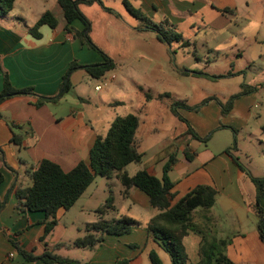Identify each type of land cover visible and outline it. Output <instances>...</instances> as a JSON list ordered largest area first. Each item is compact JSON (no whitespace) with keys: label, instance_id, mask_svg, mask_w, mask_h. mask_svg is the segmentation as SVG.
Listing matches in <instances>:
<instances>
[{"label":"rangeland","instance_id":"374dc122","mask_svg":"<svg viewBox=\"0 0 264 264\" xmlns=\"http://www.w3.org/2000/svg\"><path fill=\"white\" fill-rule=\"evenodd\" d=\"M101 1L104 7L116 14L120 25L108 26L104 16L98 13V4L91 7L80 4L78 9L88 15L90 11L101 15H96L94 20L98 26L94 38L118 68L107 73L102 81L89 77L80 79L56 105H49L51 112L56 115H67L74 111L80 113L102 134L115 117L138 114L143 121L137 136L143 158L139 164L127 166L126 171L130 176L147 167H156L159 175L169 154L174 153L176 147L184 148L186 143L191 142L190 147L197 153L209 150L219 154L229 149L231 156L238 159L246 172L255 178H263L264 44L256 45L252 38L264 41V0H224L222 3L218 0H151L150 8L142 7V0H128L133 7L141 9L152 23L161 25L167 20L183 41L188 42L185 47L181 46V42L166 44L170 59L164 63V55L151 60L145 55L130 58L136 54V50L132 51L136 45L131 44L133 39L130 37L139 36L131 29L138 28L140 23L126 11L122 0ZM212 4L215 7L217 4L223 5L229 12L223 14L220 11L224 9L218 10ZM13 15H21L29 24L33 19L26 5L16 2L14 10L5 17L9 20L7 27L4 26L10 30L9 36L13 35L14 23L18 25ZM144 36L147 34L141 35L142 38ZM141 52L145 53L146 48ZM180 72L189 75H180ZM195 73L206 74L209 78L192 76ZM112 75L115 79L108 82L106 87L95 90ZM247 88L253 90L242 94L244 90H249ZM145 92L154 99L147 102ZM162 94H168L170 98L155 100ZM211 97L215 99L208 101ZM177 100L185 101L189 107L178 109L179 116L185 122L170 113L172 103ZM186 122L200 141L192 140L191 135L186 133ZM195 165H191V169ZM170 177L176 179L177 172ZM23 181L29 184L28 180ZM121 190L115 176L95 177L82 197L61 219L60 227L66 226L69 230L66 235L70 244L76 237L87 233V226L101 219L111 222L121 217V209L125 208L120 198ZM247 190L248 186L244 185L245 195ZM109 196L119 211L110 210L101 215L97 209L104 205ZM69 246L59 247L55 253L64 257H81L75 253L78 248ZM95 249L80 252H84V257L88 258Z\"/></svg>","mask_w":264,"mask_h":264},{"label":"crops","instance_id":"0c3cea01","mask_svg":"<svg viewBox=\"0 0 264 264\" xmlns=\"http://www.w3.org/2000/svg\"><path fill=\"white\" fill-rule=\"evenodd\" d=\"M53 1L54 3H49L48 0H15V3L26 5L33 19L29 24L21 15L19 17L13 15L14 21H17L18 25L16 26L13 21L14 30L11 31L13 35L10 36L8 35L10 30L6 28L9 20L5 18L6 15L0 17L2 19L0 20L1 67L7 72L13 88L18 90L32 88L35 94L44 98H55L59 94L63 76L71 62L75 61L81 66L102 63V58L97 52L82 46L73 37L74 32L81 31L83 28L79 21L71 24V33L66 32L62 11L57 0ZM142 1V7H151V0ZM152 1L158 2V0ZM214 1L212 0V2ZM218 1L222 3L224 0ZM213 4L211 6L218 10L227 9L223 5L215 4V7ZM93 5H86V7ZM99 9L98 13L104 16L108 26L111 24L120 25L116 14L106 12L101 7ZM46 11L55 16L58 25L55 29H50L47 26L41 27V38L35 39L28 33V30ZM81 13L90 22L89 37L91 41L108 56L94 38V34L98 33L96 30L98 26L94 21L96 12L90 11L89 15ZM131 31L139 36L130 37L133 39H131V44L136 45V48L132 50H136V54H132L130 58L145 55L151 60L158 55H164L163 63L170 59L166 44L159 41L154 32L138 31L136 28H132ZM143 34H147V36L142 38ZM252 39L256 45L264 44L263 40L256 37ZM145 48L146 52H141ZM180 75H183V72H180ZM192 76L194 75L192 74ZM86 77L90 78L84 70L74 71L70 75L72 89L80 79ZM111 77L115 79V76ZM2 83L3 78L0 71V92ZM79 100L83 101V99ZM155 100H158V97ZM57 102L58 100L36 107V97L16 96L0 103V173L4 178L0 184V204H2L0 208V264H43L41 261L27 262L16 251L15 244L33 256H40L45 250H53L59 245L68 248L77 238H80L76 237L70 244V239L66 235V232L69 231L68 228L60 227L61 219L72 208L68 211L59 210L57 212V225L52 233L45 238L43 237L44 214L22 212L17 208L18 200L15 196V189L18 186L29 185L26 184L27 181H23V179L28 180L25 175L27 168L30 166L35 168L42 160H49L60 166L64 172H68L79 162L88 163L89 151L96 136L104 135L107 131L103 134L100 133L102 131H97L92 124L86 122L83 115L75 111L67 115H56L51 112L49 105H56ZM134 115L138 116L140 121L136 135L138 136L143 121L138 114ZM11 124L20 126L22 129L12 131ZM13 132L23 136L21 148L11 143ZM190 145H192L191 142L186 143L184 148L176 150L177 161L169 173V178L174 183L172 192L175 197L172 205L196 186L212 187L216 191L215 203L209 210L198 209L193 212L195 226L217 239L229 240L225 253L233 264H264V243L259 239L256 230L257 220L252 208L256 195L254 185L224 153L225 151L219 154L209 150L197 153L192 150ZM186 149L190 154H194L192 161L185 159L183 153ZM194 163L196 165L191 169V165ZM145 170L157 178L162 176V168L159 175L156 167H147ZM175 172H177L176 179H171L170 175ZM244 185L248 186L247 195L244 192ZM120 198L125 205V208L121 209L123 212L120 216L136 222L140 221L138 223L141 225L135 226L128 235L106 236L101 245L94 247L96 249L88 258L84 257V252L80 251H92L94 248L75 250L77 251L75 253L81 257H66L90 264H115L120 259L128 260L129 264H150L149 254L155 252L162 264H170L168 255L159 248L145 229V225L158 213L151 209L148 198L136 189H132L126 199L122 196ZM114 208L115 212L119 211L115 205ZM261 208L264 216V196L261 200ZM200 243L201 237L193 232H189L183 239L191 264L198 262ZM131 245H135L137 249L130 248Z\"/></svg>","mask_w":264,"mask_h":264},{"label":"trees","instance_id":"16d2710c","mask_svg":"<svg viewBox=\"0 0 264 264\" xmlns=\"http://www.w3.org/2000/svg\"><path fill=\"white\" fill-rule=\"evenodd\" d=\"M15 0H0V17L14 9ZM63 19L66 23V32L71 33V24L79 21L83 28L81 31L74 32L73 37L79 41L82 46L97 52L102 63L95 65L81 66L75 61L71 62L65 75L59 95L55 98H44L37 96L32 88L15 89L12 87L8 74L3 68H0L3 78L2 91L0 92V103L8 98L16 96L36 97V107H41L47 103L56 102L71 89L70 75L79 69L84 70L93 80H103L105 75L118 68V65L110 59L103 51H101L90 39V22L79 11L78 5L98 4L104 11L115 14L111 9L103 6L101 0H57ZM126 11L140 23L136 28L138 31L149 30L156 34V37L162 43L170 45L174 42H181V46L185 47L188 42L183 41L182 36L175 32L173 26L167 20L161 25H156L147 18L139 8H135L128 0H122ZM225 14L228 9L220 11ZM58 25L55 16L46 11L38 21L28 30V33L35 39L41 38L40 28L47 26L55 29ZM183 75H188L183 72ZM195 76L209 78L206 74L195 73ZM244 90L242 94L249 93L253 89ZM238 96V95H237ZM236 96L230 98V102ZM170 98L168 94L158 96V100ZM215 98H208L211 101ZM145 100H152V96L145 93ZM229 109H231V103ZM179 108L189 109L185 101H174L170 107V113L178 118L182 117L178 114ZM1 117V115H0ZM183 122H185L183 120ZM192 140L200 141L194 130L186 122ZM140 121L138 116L134 114H126L116 117L110 124L104 135H97L92 147L89 151L88 163L79 162L72 170L64 172L60 166L49 160H42L35 168H27L25 175L29 181V185L18 186L15 189V196L18 200L17 208L19 211H27L30 213H43L44 219V238L52 233L57 225V212L59 210L68 211L74 206L78 199L85 193L88 187L93 183L95 177L115 178L120 182L122 187L121 196L126 199L132 189H136L143 193L147 198L151 209L158 213L153 216L145 225L148 235L165 252L170 260V264H191L188 254L183 244V239L189 232H193L201 237V243L198 249L199 261L197 264H233L226 256L225 249L229 240L217 239L214 236L206 234L199 230L193 223L192 214L195 210H209L215 203L216 191L205 185H199L191 189L185 196L179 199L174 205V193L172 189L174 183L169 178V173L176 164V150L170 153L167 161L162 167V176L157 178L149 174L146 170L138 171L133 176H129L126 168L130 164H139L142 161L143 153L139 151L137 141V130ZM12 131H19L22 128L11 124ZM23 136L13 132L11 143L18 148L22 147ZM207 141H204L206 143ZM231 150L224 153L232 159L234 164L244 172L250 179L256 189L255 200L253 203V211L256 216V230L259 239L264 243V216L261 208V200L264 196V177L255 178L240 165L237 158L230 154ZM187 161H192L194 154H190L186 149L183 153ZM3 175L0 173V184L3 182ZM14 188V187H13ZM0 204V208H1ZM113 198L109 196L104 205L99 209V213L103 214L107 211L114 210ZM139 224L127 217H121L111 222L100 220L86 227L87 233L77 238L72 246L78 249H91L101 245L106 236L121 237L128 235L135 226ZM63 245V244H61ZM16 251L23 256L27 262L41 261L43 264H90L81 263L67 257L59 256L55 253V249L61 247L56 246L53 250H45L40 256H33L22 250L15 244ZM137 249L135 245L129 246ZM150 264H162L160 258L155 252L149 254ZM115 264H129L126 259H120Z\"/></svg>","mask_w":264,"mask_h":264},{"label":"built area","instance_id":"2783aa9c","mask_svg":"<svg viewBox=\"0 0 264 264\" xmlns=\"http://www.w3.org/2000/svg\"><path fill=\"white\" fill-rule=\"evenodd\" d=\"M113 79H114V77H111L110 79H108L107 82L102 83V86H96L95 87V90L96 91H100L103 87H106L107 86L108 82H111Z\"/></svg>","mask_w":264,"mask_h":264}]
</instances>
